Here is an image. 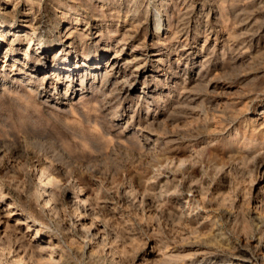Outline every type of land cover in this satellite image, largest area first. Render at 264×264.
Instances as JSON below:
<instances>
[{"label": "rangeland", "instance_id": "rangeland-1", "mask_svg": "<svg viewBox=\"0 0 264 264\" xmlns=\"http://www.w3.org/2000/svg\"><path fill=\"white\" fill-rule=\"evenodd\" d=\"M134 1L79 2L94 34L72 51L80 66L71 78L56 66L66 39L52 38L46 61L30 52L25 62L39 37L23 36L33 30L26 18L6 26L19 38L6 56L0 44V246L29 264H88L83 224L107 235L103 252L93 250L108 261L97 264H186L218 225L242 247L241 226L221 209L253 214L264 199V0ZM6 3L11 19L14 4L17 15L32 7L47 47L60 17L53 0ZM155 4H166L170 21L160 39ZM104 55H118L129 80H103L107 59L89 68ZM95 71L90 84L85 74ZM48 177L57 185L43 186ZM74 203L86 206L85 219Z\"/></svg>", "mask_w": 264, "mask_h": 264}, {"label": "bare ground", "instance_id": "bare-ground-1", "mask_svg": "<svg viewBox=\"0 0 264 264\" xmlns=\"http://www.w3.org/2000/svg\"><path fill=\"white\" fill-rule=\"evenodd\" d=\"M6 1L7 0H4V2H5L4 4L5 5L2 7V9H0V12L2 10V13H0V44L2 42L6 44V42H7L6 47H5L6 52H4V56H6V53L8 52V50H10L11 46H13L14 42L16 41V39L19 38L18 34H17V30H12L11 28L6 27V26H11L14 23H19L20 20L18 18L20 17L22 19V17H23L24 19L25 18L27 19V21L30 23V25L32 27L31 29H33L31 32H26L23 36H28V37L31 36L30 38H32V39H34L36 37H39V42L34 44V46L36 47V51H33V49L31 48V44H32L33 40L30 41L27 45L25 44L26 48L23 51L24 56H25V62L30 57V52L33 54V57L35 59L40 61V63H41V60H45L46 61V58L49 57L46 54H48V52L52 50V47H55V44L53 43V39L52 38H55L58 42H61V43H62V39L64 38V39H66L65 43H62L61 45H59L58 47L55 48V50H56L55 56L60 54L63 57L61 59V61H59V63L56 66L64 67V69L68 68V70L64 74H66V77H69V78L74 77V75L77 74L76 72L78 70V65L80 66V64H78L79 63L78 62L79 59L76 56L72 55V51H74L75 49H78V47H83V45H82L83 41L86 40V38H88L90 36V34L93 33L92 29H90L89 23L86 20H84L85 19L84 17H81V15H82V13L80 12L81 4L79 2L83 3V5H85V8L90 9V6L92 4L93 5H96V3L99 4L100 0H53L54 4L56 5L54 10L57 11V12L60 11V17L53 24L54 25L53 26L54 30L53 31H49L50 32V35H49L50 39L48 40L47 44H49L50 46H48L46 44L47 47H45V48L43 47V46H45V43L42 41L43 34L38 32L39 31L38 29L40 28L39 27V22L40 21H38L36 14L34 16H31L32 15V13H31L32 7L31 6L27 7L26 10H25L26 12H18L20 15L19 14L17 15L14 10L16 9V7L18 5L14 4L13 7H12V9H13L12 13L14 14V16L11 19V18H7V16H5V12H6L5 9L7 8L6 7L7 6L6 5L7 4ZM159 1L160 0H156V2H159ZM167 1L168 0H162L163 3L167 2ZM135 2H138V0L134 1V3ZM88 3H89V6H88ZM39 6H40V2L38 3V11H39ZM167 10H168V8L166 7V4L161 5V6H158V5L155 4L154 7H153V10L151 12V16L155 19V25H156V28L153 30L152 35H153V37H157V39H160V36H164V35H166L169 32V29H170V24L169 23H170V21H168V20L166 21V17L168 15L167 14ZM71 16H74V18H71ZM207 18H209V13L207 14ZM63 21L66 22V24L64 26L65 28H64L63 34L61 35L60 30H57V32L53 33L58 26L60 27V25H61V23ZM83 21H84L83 24H85V28L87 29V33L84 32L85 30H83V31L82 30H78V26ZM205 21H207V20H205ZM206 23H205V25H206ZM2 28L4 29L3 31H1ZM105 59H107V60L105 62V72H104V75H102V79L103 80H104V78L106 80L108 77H110L109 75L112 74V75H114L113 81L115 82V84L113 82V85H117V81L119 83V81L122 82L125 79L129 78V77L125 78V76H126L125 71L126 70L122 71V75H123L122 77L124 78V80H122V77L120 78V76H119V73L121 71H120V68H118V64H119V60H118L119 56L118 55L117 56L113 55V57H111V58H108V56L104 55V56H102L100 58L99 61L97 60V62L95 61L91 65L89 64L88 66H89V68L91 66H94V65L95 66H99L98 64H100V62L102 60H105ZM12 60L15 61V58L13 57ZM123 63H125V62H123ZM127 63H128V61H127ZM124 65H126V64H124ZM47 67H49V65H47ZM107 68H109L110 72H108ZM137 68H139V67H137ZM88 70L89 69H85L84 68L83 71L84 72H88ZM45 75L46 74H44V76ZM85 75H86L85 77H88V75H89V80L88 81L91 84L92 83L91 81H94V79H96L97 72L95 71L93 73H89V74H85ZM119 78H120V80H119ZM197 81H199V80H197ZM28 82H31V79H29ZM124 82H126V81H124ZM196 83H198V82H196ZM185 90H187V89H185ZM181 91H183V90H181ZM260 95H262V98H263L264 97V91H262V93H260ZM259 167L261 168V171L264 172V166L261 165ZM46 181H47V183L43 182V186H47V185H50V184L51 185H57V183H56L57 180H54L51 177L50 178L48 177ZM41 184H42V182H41ZM191 192L195 196L197 194H199V192L196 190V188H194V189L192 188ZM260 200L261 201H258V203H256V206H255L256 208L254 210H257V211L255 213H253V214L250 212V209H248V207L246 209H241L244 206H242V207L239 206V208H237V212L235 213V215H234V213H232V211H230L228 209L227 210L221 209V212H220L222 214L221 217H223L227 221H233L234 225L237 224V225L241 226V231L240 232L244 233V237H245L244 238L245 239L244 240L245 241V243H244L245 245L243 244V246L246 249H243L242 248L243 246L241 247L240 244L238 243V242H240V237H237L236 235L234 236L233 232H230V233L227 232L228 234H224L221 231L220 225H218V227L215 228L212 231V235L205 241V243L207 242V244H208L207 248L204 249L205 252L201 256H199V255H194L193 256L192 255L193 259L192 260L189 259L190 261L188 263H186V264H256L257 262H260L261 264H264V199H260ZM245 205L247 206V204H245ZM73 206H74L75 213L78 214V217H80L82 219H85V218H83L84 217L83 214L87 213L86 206L81 208V206L78 203H74ZM81 209H83V210L81 212H79ZM93 210L94 209H92L91 211H93ZM94 213H96V212H94ZM92 217H94V218L96 217L97 218V216H92ZM87 218H88V216H87ZM95 221H97V220H95ZM91 223H93V222H91ZM76 224L77 223H74V224H72V226L73 225L76 226ZM86 225L83 224V227L80 228L81 229V232H80L81 236L80 237H82V243H83V246H81L82 247L81 248L82 249V251H81L82 255L86 254V258H87V261H88L87 263L88 264H95V263L97 264V262L101 263V261H103V260L108 261V257H107L108 255L107 256H103V255L100 256L101 255V254H99L100 252L97 253V252H94V250H93L95 246H100V248L102 247L101 250L103 249L104 246H106V244L108 243L107 242L108 241L107 235L104 233L103 230H102L103 232H100V228L97 227L95 224L92 225V226L90 225L89 227L86 226ZM255 229H258V231L260 230V233H258V235L260 237H258V235H252L253 230H255ZM239 230H240V228H239ZM35 232H36L37 236L40 233L39 229H37V228L35 229ZM108 236H109V233H108ZM203 238H205V237H203ZM53 239H56V237H54L52 235H49V240H50L49 243H51V241ZM112 239H111V241H112ZM197 243L199 244V242H197ZM2 244H4V243H2ZM87 247H88V249H87L88 252L85 253L84 251H85V248H87ZM97 248L100 249L99 247H97ZM202 248H205V247H202ZM215 248H222V250H225L227 252L226 253L227 255L226 256H218L219 254H216V252L214 251ZM51 249H52V247H51ZM8 251H7V249L4 246L3 247L0 246V264H29V263H27V260H25L24 258H22L19 255L18 252H17V254H15L16 252H14V254H13V253H10V251L9 252ZM254 251L257 252L256 255L253 254ZM77 252H78V250H77ZM102 252H103V250H102ZM50 259H52V258H50ZM122 260H117L116 261L113 258V260H109V263L110 264H123Z\"/></svg>", "mask_w": 264, "mask_h": 264}]
</instances>
